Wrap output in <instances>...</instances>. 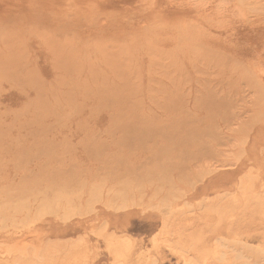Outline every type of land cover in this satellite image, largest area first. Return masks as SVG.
I'll return each instance as SVG.
<instances>
[{
    "label": "rangeland",
    "instance_id": "rangeland-1",
    "mask_svg": "<svg viewBox=\"0 0 264 264\" xmlns=\"http://www.w3.org/2000/svg\"><path fill=\"white\" fill-rule=\"evenodd\" d=\"M58 56L55 54L54 57L53 53H47L45 47H39L31 54L10 56L5 53L2 58L0 57V66L13 62L16 67L0 70V167L11 168L25 163L32 165L39 162V158L43 160L42 157H48L51 152L62 150L67 152L70 150L74 154L80 152L97 153L106 157L103 161V167L113 168L120 183L119 186L116 185L118 187L114 188L116 190L112 191L107 197L110 202L112 193H114L113 195L117 194L118 196H116L120 199L121 204L115 196L117 203H108L117 204L116 206L119 208L125 206L129 201V207H127V204L126 208L130 210L122 211L123 209H121L120 213H117L119 215L114 214L115 217L107 212V215L101 216V222L98 217L92 218L93 214L87 212L86 203H84V207L66 206L67 211H62L64 215L67 214L66 217L59 211L55 212L60 215H57V217L54 216L55 213L41 214L38 216L37 221L35 219L33 222L37 223H35L36 227L42 225L40 229H42L46 241L50 242L52 240L53 242L54 240L58 242L65 240L61 242H66L69 239L71 244L73 240L78 243L77 239L80 240L79 238H81L82 242L80 241V243L82 244L78 249H83V251L77 250V252L75 249L70 248L68 252L73 251L74 255L79 253L78 256H80L81 253H85L87 250L84 255L91 256L89 261L91 260L93 264H115L116 260V264H124L125 260V264H245L246 262V264H255L256 262V264H264V200H260V196L264 198V192L257 195L258 199L250 197L252 195L249 193L248 196L251 200L253 198L251 202L248 196H243L244 193L239 187L227 197L223 194V196L220 194L219 197L215 189L211 190L213 186L211 183L220 176L215 177L217 174L215 172L210 174L215 166V164H212L215 162V61L211 74L210 68L198 70L208 77L204 86L197 82L199 79L190 67L192 66L196 70L199 67L209 66V60L205 59L206 56H198L193 59L180 58L182 71L186 73L176 71L175 76L156 74V68L165 64L170 66L174 64L173 60L168 59L165 55L151 54L139 58L131 56L127 52L110 50L108 54L91 58L89 61L93 63L76 68L58 65L56 62ZM195 59H202V61L195 65L189 64L191 60ZM96 62L102 63L110 70V74L103 80H95L92 76V66ZM24 65L32 70L28 68L17 69ZM60 69L66 71H60ZM181 90H187L185 92L186 100L171 103L169 99L172 95ZM258 140L264 144L263 136ZM120 142L125 143L121 144ZM203 145L206 148H202ZM195 149H200L198 151H200L201 156L194 159ZM142 151L143 154L148 153L147 156H150V159L144 156L141 161V155L139 154ZM118 153L121 154V157L118 156ZM196 161H199L201 165L204 163L205 166L199 169L196 168L199 172L195 171V167L198 165V163L195 164ZM118 162H126L130 167L137 165L139 162H144V165L140 163V166H138L141 169L138 168V172L137 169L135 172L132 169L127 172H131L136 179V175H140L145 176L144 178L148 176L152 180H149V178L145 180L139 176L142 181L139 180L141 181L139 184H137L139 181L133 183L132 174L126 173L125 170L120 171L117 165ZM173 162L177 163V167L174 166ZM161 163L164 164L161 165ZM179 164L183 168H180ZM206 164L209 165L206 167ZM98 166L102 169L100 165ZM161 166L164 167L160 171L157 167ZM187 168L188 171L191 170V174L187 172ZM204 168L206 170L207 168L208 170L211 169L209 174H207L208 171L207 173L202 171ZM193 169L194 171H192ZM171 171L174 172L173 175L175 176H172ZM157 172L159 174L164 172L169 178L164 174V177H161L162 175ZM146 173L153 174L152 178L149 175L146 176ZM154 174L158 177H154ZM204 174L207 175L204 178V181L207 182L202 183L200 178H203ZM248 174H250V177L258 175L264 185V156L260 159V162L249 165L245 171L241 172L240 177ZM190 175H193V177ZM245 177L247 178V176ZM209 179L212 180L208 182ZM157 182L162 187L158 186ZM166 182H169L167 186H165ZM204 184H207L206 189L208 190L204 191ZM156 185L157 187H155ZM192 186L195 188L192 189ZM141 187L146 190L141 189ZM138 188L140 191L144 190V192H139ZM134 189L139 192H135L136 196H133ZM120 190L125 191L123 193ZM185 192L188 193L184 195ZM118 193L123 194L119 195ZM130 193H133L132 198H130ZM179 193L182 197H179ZM126 196H130L129 199L131 200H128ZM94 198L93 195V198L91 196V199L88 200L92 201ZM175 198L181 199L176 200ZM115 199L112 200L115 201ZM124 199L126 201L125 205ZM174 199L177 202L171 201ZM170 203H173L171 206H175L177 210H180L176 214L177 216L175 215L170 217L171 219L163 221V214L169 211ZM155 204L158 209L154 208ZM166 204L167 206H162ZM113 206H111V209L115 211L117 208L116 206L113 208ZM84 212L91 214L86 213L83 217ZM50 215H53V218L59 221H55L54 224H47V222L38 224L41 217L44 220ZM70 216L72 219L68 218ZM108 219L121 225L127 223L128 232L133 235L131 236L133 241L141 242L144 239L143 246H134L131 240H126V231L119 228L117 230L118 234H115V239L114 237L112 239L113 244H115L112 251L115 254L116 248L117 255H115L118 257L113 255L107 249V245L110 244L100 243V235L97 236V232L99 233L101 228L103 230L105 228L106 233L103 234L101 230L99 234H107L108 237L109 234L114 235V233H110L112 231L109 232L112 224ZM166 221L168 224H165ZM81 225L85 227L83 228ZM165 225L171 227L173 231H170V229H168L169 232L165 230ZM218 225L217 229L216 226ZM251 227L254 229L258 227V230H256L260 234L249 239L248 232L251 233V229L253 230ZM94 228H96L95 230L98 229L97 232ZM160 229L164 232L162 233ZM174 229L177 230V233L174 232ZM90 230L92 233H89ZM121 235L124 238L123 242L126 240L133 244L131 245L126 241L127 244L123 243L124 248H127L129 252L123 248ZM83 239L87 243L83 242ZM241 239L242 242H240ZM159 240L162 241L159 242ZM108 242L110 241L108 240ZM117 242L122 246L119 247ZM110 246L108 248H111ZM118 247H122L124 250H120ZM58 248L56 249L58 250ZM60 252L62 251L54 252L55 256H58H56V261H64L69 256L70 258L73 256L72 253L71 256L66 250L63 251L62 256ZM109 252L116 258L111 259L112 256ZM108 254L110 257H108ZM132 254H134V257ZM123 257H128V259ZM131 258L136 260L134 259L133 262ZM82 263L84 264L83 261L80 264Z\"/></svg>",
    "mask_w": 264,
    "mask_h": 264
},
{
    "label": "bare ground",
    "instance_id": "bare-ground-1",
    "mask_svg": "<svg viewBox=\"0 0 264 264\" xmlns=\"http://www.w3.org/2000/svg\"><path fill=\"white\" fill-rule=\"evenodd\" d=\"M39 47H45L47 53H53L54 57L55 54L59 55L56 59L57 64L60 66L67 65L70 68L91 64L93 63L89 61L91 58L108 54L110 50L127 52L129 55L139 58L151 54L165 55L168 59H172L174 64L172 66L165 64L156 68V74H171L173 76H175L176 71L186 73L182 71L180 58L193 59L198 56H206L205 59L209 60L210 67H199L196 70L192 66L190 67L191 70L195 71L194 74L199 79L197 82L204 86L208 77L198 70L210 68L211 74L215 61V162L212 163L215 166L210 174L215 172L217 173L215 177L220 176L211 183L213 185L211 190L215 189L219 197L222 194L227 197L239 187L244 193L243 196H248L251 193L252 196L250 197H256L255 199H258L257 195L259 193L264 192V185L258 175L250 177V174H248L240 177L241 172L245 171L249 165L260 162V159L264 156V144L258 140L262 136L264 137V0H0V57L2 58L5 53L10 56L31 54ZM201 61L202 59H195L191 60L189 64L195 65ZM8 68L16 67L13 62L0 66V70ZM22 68L30 69L27 65L17 69ZM60 71L66 70L60 69ZM91 72L95 80H103L110 74V70L99 62L93 64ZM187 90L176 91L169 101L177 103L186 100L185 92ZM120 143L124 144L125 142ZM202 148L206 147L203 145ZM198 150L200 149H195L194 151V159L201 156ZM143 153L142 151L139 154L141 155V161L144 156L148 157V153ZM48 155V157H42L43 160L39 158V162L32 165L25 163L11 168L0 167V264H78L80 260L79 264L82 261L84 264H90L89 262H92L91 260L89 261L91 256H86L88 254L84 255L87 250L85 249L86 252L81 253L83 249H78L80 244H82L80 243V241L82 242L81 238L78 237L80 239H77L78 243L76 241L75 243L70 238L71 244L69 239V243L67 240L66 242H61L65 240L58 242L50 240V242H47L42 229H40L42 225L36 227L37 223L33 221L35 219L37 221L38 216L41 214L48 215L57 211L59 213L62 211L66 212L67 209L65 208L69 207L68 205L82 207L86 203L87 212H91L93 214L92 218L98 217L101 222V216L107 215V212L115 217L114 214L120 213L121 209H123L122 211L130 210L126 208L129 203L128 200H131L129 197L131 196L130 198H132L133 193V196H136V193L146 190L141 187L144 190L140 191L138 188L139 192H136L134 189L129 197H127L128 194L126 196L128 203L125 205L126 201L124 199L125 206H121L122 208L118 206L119 208H117V204L112 203H117L114 196L119 202L118 195H113L114 193L111 195L116 202L110 196L112 205L109 204L107 196L112 191L114 192L116 190L114 188L118 187L120 183L113 168L103 167L105 156L86 152L74 154L70 150L69 152L66 150L51 152ZM118 156L121 157V154L118 153ZM146 161L149 162L148 160ZM144 162H139L133 167H130L126 162H118L117 165L120 171L125 170L126 173L131 175L132 173L127 171L132 169L135 172L137 169L138 172V166H140V163L144 165ZM199 163V161H196L197 167L195 165V169L205 167L204 163L202 165ZM163 164L161 163V165ZM176 164L174 163L175 167H177ZM209 164H206V167ZM162 167L164 166L157 168L161 171ZM180 168L183 167L181 166ZM188 168L187 172L191 174V170L188 171ZM208 168L207 170L204 168L205 170L202 169V171H206L204 173L208 171L207 174H209L211 169L208 170ZM105 169L108 170L104 171ZM197 169L195 171L199 172ZM159 170L158 172H160ZM177 171L179 172L180 170ZM172 172V176H175L173 175L174 172ZM151 173H146V176L149 175L152 178L153 174L151 175ZM167 173L169 174L170 172ZM163 174L167 176L164 172L159 175L164 177ZM132 176L134 181L137 180L136 182L132 180L133 183H137L139 180L142 181V179H139L142 176L136 175L137 179L134 178L133 174ZM190 176L193 177V175ZM205 176L207 175L204 174V177L200 178L202 183L207 182L206 180L204 181ZM185 177L187 178V176ZM147 178L149 177L147 176ZM147 178L144 179L147 180ZM149 180L152 179L149 178ZM211 180L209 179L208 182ZM167 183L169 182H166L165 186L168 185ZM158 186L162 187L159 183ZM206 186L207 184L203 185L205 187L204 191L208 190ZM193 188L195 187L192 186ZM126 191L128 190L126 189ZM187 193L185 192L184 195ZM92 194L95 197L92 200L94 202L88 200L91 199V196L93 198ZM233 195L235 194L233 193ZM180 196L181 194L179 193ZM250 197L248 196V199ZM260 197V200L263 201V196ZM175 199L180 200L181 198ZM175 199L171 201L177 202ZM119 204L121 203L119 202ZM129 204L127 207H129ZM172 204L170 203L167 213H162L163 221L165 219L169 220L170 217L175 216L179 212L180 209L177 210L175 206H171ZM113 205L117 208L115 211L111 209ZM162 206H167V204ZM154 208H156V204ZM70 209L74 211L72 208ZM59 213H55L54 216L57 217ZM62 213L64 215V212ZM86 213L82 214L83 217ZM66 215L64 216L66 217ZM78 216L80 215L78 214ZM68 218H71V216ZM68 218L66 219L67 221ZM40 219L41 221L38 220V224L43 222L54 224L55 221H59L53 218V215L46 217L44 220H42V217ZM108 220L112 224L109 228V232L112 231L110 233L115 235L118 234L117 230L119 228L121 230L124 229L126 231L125 236H127L126 240H131L134 246H143V238L141 242L138 241L140 243L133 241L131 238L133 235L129 234L127 223L121 225L118 222H112L113 220ZM81 227L84 228L85 226L81 225ZM168 227V225H165V230L170 229L171 231V227ZM216 227L218 229L219 225ZM161 229L160 231L162 232ZM256 229H251V233L247 230L249 234L246 233L250 237H248L249 239L255 238L260 234L257 231L258 229ZM97 230L95 231L97 232ZM101 230L104 234L105 228L104 230L102 228L99 229V233ZM175 230L174 232L177 233V230ZM95 231L93 232L96 233ZM89 233H92V231ZM99 233L97 232V236L100 235L99 242L109 243L111 246H107L111 248L107 247V249L115 255L117 249L115 248L114 254V251H112L114 248L112 247L115 244H113L112 239L113 237L115 239L116 235L108 233V237L107 234L106 236ZM261 233L263 235V231ZM123 235H121V238ZM85 236L87 237V235ZM86 239L88 240V238ZM123 239H121L122 245L126 241L123 242ZM83 242H85L84 239ZM126 242L133 245L130 241ZM240 242H242V239ZM120 243L118 244L119 247L122 246ZM57 247H59L58 250L56 249ZM245 247L248 248L247 246ZM70 248L76 251L82 250L81 252L79 251L82 255L78 256L79 253H75L76 256L72 253L73 251H70L73 254L72 256L68 252ZM119 249L121 250L122 247ZM129 249L131 248L129 247ZM65 250L72 257L70 258L69 254H67L69 256L68 259L56 261L58 256L56 255V257L54 252L62 251L60 252L62 256ZM75 250L74 252H76ZM125 250L128 251L127 248ZM113 255L111 254V259L114 258ZM132 256L134 257V254ZM250 256L252 257V255ZM108 257H110L109 254ZM123 258L128 259V257ZM111 259L109 260L111 261Z\"/></svg>",
    "mask_w": 264,
    "mask_h": 264
},
{
    "label": "crops",
    "instance_id": "crops-1",
    "mask_svg": "<svg viewBox=\"0 0 264 264\" xmlns=\"http://www.w3.org/2000/svg\"><path fill=\"white\" fill-rule=\"evenodd\" d=\"M165 263V262H164Z\"/></svg>",
    "mask_w": 264,
    "mask_h": 264
}]
</instances>
